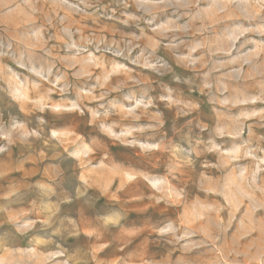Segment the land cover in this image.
Returning a JSON list of instances; mask_svg holds the SVG:
<instances>
[{
  "label": "rangeland",
  "instance_id": "374dc122",
  "mask_svg": "<svg viewBox=\"0 0 264 264\" xmlns=\"http://www.w3.org/2000/svg\"><path fill=\"white\" fill-rule=\"evenodd\" d=\"M0 264H264V0H0Z\"/></svg>",
  "mask_w": 264,
  "mask_h": 264
},
{
  "label": "clouds",
  "instance_id": "9594fccd",
  "mask_svg": "<svg viewBox=\"0 0 264 264\" xmlns=\"http://www.w3.org/2000/svg\"><path fill=\"white\" fill-rule=\"evenodd\" d=\"M161 99L162 100H165V99H168V100H170L171 99V97L170 96H168V97H161ZM151 103V101H149V104ZM77 109V106L75 105V104H73L72 105V107L70 108V109H68V111H75ZM41 123H43V120H42V118H41ZM101 130H103V129H101Z\"/></svg>",
  "mask_w": 264,
  "mask_h": 264
}]
</instances>
